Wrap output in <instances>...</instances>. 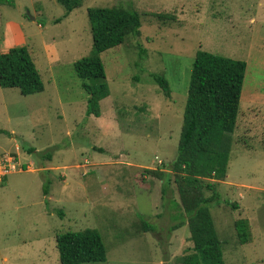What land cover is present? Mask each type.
Masks as SVG:
<instances>
[{
    "label": "rangeland",
    "instance_id": "rangeland-1",
    "mask_svg": "<svg viewBox=\"0 0 264 264\" xmlns=\"http://www.w3.org/2000/svg\"><path fill=\"white\" fill-rule=\"evenodd\" d=\"M114 6L141 15V36L101 55L110 96L97 118L86 114L74 64L92 53L88 10ZM7 41L28 47L45 91L0 87V159L25 167L0 186V264H61L57 238L89 228L108 250L106 262L89 264H175L191 251L188 226L172 231L183 215L174 177L165 186L149 171L171 173L198 51L248 66L211 212L227 264H264V0H84L68 15L57 0H14L0 4L3 52ZM153 75L169 81L170 97ZM238 220L250 224L245 245Z\"/></svg>",
    "mask_w": 264,
    "mask_h": 264
},
{
    "label": "trees",
    "instance_id": "trees-1",
    "mask_svg": "<svg viewBox=\"0 0 264 264\" xmlns=\"http://www.w3.org/2000/svg\"><path fill=\"white\" fill-rule=\"evenodd\" d=\"M67 15L79 9L84 0H57ZM14 5V0H0V4ZM88 17L92 29L91 55L77 61L74 69L82 80V88L88 94V116H102L100 102L110 96L106 83V71L101 55L125 44L131 37L141 36V15L122 7L91 8ZM61 19L57 20L59 23ZM247 63L241 60L198 51L192 65L188 97L176 159L167 166L171 173L149 171L169 185L172 177L177 185L181 223L189 228L193 248L180 256L175 264H227L224 244L216 229L211 212L214 203L219 204L217 182L228 174L231 135L236 131L241 98L247 73ZM166 97L171 96L169 81L162 75H153ZM0 87L17 88L24 96L45 91V85L27 46L0 50ZM0 133H5L0 130ZM224 145V146H223ZM35 149H28L33 154ZM165 188V187H164ZM45 189V195L49 194ZM165 192V189H164ZM208 192H212L210 197ZM60 215L63 214L60 212ZM141 217V216H140ZM145 232H154L155 226L143 223ZM236 237L241 245L251 240L247 220L235 223ZM61 264L103 263L108 250L103 236L96 229L66 232L57 238Z\"/></svg>",
    "mask_w": 264,
    "mask_h": 264
},
{
    "label": "built area",
    "instance_id": "built-area-1",
    "mask_svg": "<svg viewBox=\"0 0 264 264\" xmlns=\"http://www.w3.org/2000/svg\"><path fill=\"white\" fill-rule=\"evenodd\" d=\"M25 167L19 159L7 156L0 159V186L3 185L9 175L16 172H23Z\"/></svg>",
    "mask_w": 264,
    "mask_h": 264
},
{
    "label": "crops",
    "instance_id": "crops-1",
    "mask_svg": "<svg viewBox=\"0 0 264 264\" xmlns=\"http://www.w3.org/2000/svg\"><path fill=\"white\" fill-rule=\"evenodd\" d=\"M13 28V32H12V34L11 35H15L17 38H19V42H21V44H26V42H27V40H26V37L24 36V34H23V30H22V28L19 26V25H17V24H12L11 25ZM8 43H9V45L7 46V48H6V50H10L11 49V46H12V44H10V42L9 41H7ZM13 48V47H12ZM1 50V49H0ZM55 50V49H54ZM8 51H6V52H3V51H1L2 53H7Z\"/></svg>",
    "mask_w": 264,
    "mask_h": 264
},
{
    "label": "water",
    "instance_id": "water-1",
    "mask_svg": "<svg viewBox=\"0 0 264 264\" xmlns=\"http://www.w3.org/2000/svg\"><path fill=\"white\" fill-rule=\"evenodd\" d=\"M28 15H29V14H28ZM30 19L35 20V18L31 17V15H30Z\"/></svg>",
    "mask_w": 264,
    "mask_h": 264
}]
</instances>
